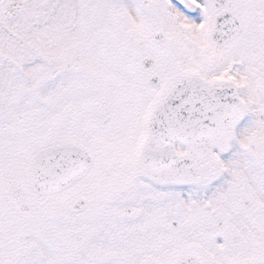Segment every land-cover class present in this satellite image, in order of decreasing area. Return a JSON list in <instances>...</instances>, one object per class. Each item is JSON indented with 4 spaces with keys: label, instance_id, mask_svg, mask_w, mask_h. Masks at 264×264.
<instances>
[{
    "label": "snow or ice",
    "instance_id": "6c2138e0",
    "mask_svg": "<svg viewBox=\"0 0 264 264\" xmlns=\"http://www.w3.org/2000/svg\"><path fill=\"white\" fill-rule=\"evenodd\" d=\"M0 264H264V0H0Z\"/></svg>",
    "mask_w": 264,
    "mask_h": 264
}]
</instances>
